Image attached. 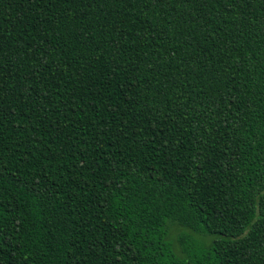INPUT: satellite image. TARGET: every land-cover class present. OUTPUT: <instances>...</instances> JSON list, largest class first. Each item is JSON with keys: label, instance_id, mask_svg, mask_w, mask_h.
Segmentation results:
<instances>
[{"label": "trees", "instance_id": "16d2710c", "mask_svg": "<svg viewBox=\"0 0 264 264\" xmlns=\"http://www.w3.org/2000/svg\"><path fill=\"white\" fill-rule=\"evenodd\" d=\"M0 264H264V0H0Z\"/></svg>", "mask_w": 264, "mask_h": 264}, {"label": "rangeland", "instance_id": "374dc122", "mask_svg": "<svg viewBox=\"0 0 264 264\" xmlns=\"http://www.w3.org/2000/svg\"><path fill=\"white\" fill-rule=\"evenodd\" d=\"M169 229H170V233H171V237L172 238H174L178 233L188 232V231L182 229L180 226H176V225H173V224H169Z\"/></svg>", "mask_w": 264, "mask_h": 264}]
</instances>
